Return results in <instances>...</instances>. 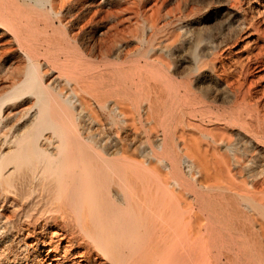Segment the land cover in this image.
Listing matches in <instances>:
<instances>
[{"label": "bare ground", "instance_id": "6f19581e", "mask_svg": "<svg viewBox=\"0 0 264 264\" xmlns=\"http://www.w3.org/2000/svg\"><path fill=\"white\" fill-rule=\"evenodd\" d=\"M50 1L0 0V57L24 62L22 77L0 94V125L10 105L28 102L33 109L0 151L2 206L18 208L27 200V212L40 204L61 215L41 231L37 224L22 228V251L32 250L34 264H264V108L242 55L230 49L242 36L235 30L199 34L191 58L173 52L164 39L161 60L152 58V48L140 55L144 60L129 61L121 49L111 60L105 41L123 32L127 27L118 26L126 21L105 29L94 23L87 44L75 30L62 40L53 21L39 26L28 3L43 7ZM52 9L59 14L54 3ZM207 22L205 29L220 26ZM158 24L144 17L139 40H148ZM54 71L55 82L70 85V92L61 82H48ZM100 117L118 133L145 134L141 158L124 139L114 149L98 140L92 126ZM58 218L62 227L51 229L60 225ZM7 253H0L1 264H12Z\"/></svg>", "mask_w": 264, "mask_h": 264}, {"label": "rangeland", "instance_id": "374dc122", "mask_svg": "<svg viewBox=\"0 0 264 264\" xmlns=\"http://www.w3.org/2000/svg\"><path fill=\"white\" fill-rule=\"evenodd\" d=\"M55 1L56 0H54V1L51 0L50 2H47L45 4V6H43V7H35L34 3H31V2H28V3H30L31 6H33L34 11L37 13V21H39V26L43 27L46 22L53 21L55 23V26L58 27V29L61 30V31L59 30V33L56 35V37H58V38H60L62 40L66 37L67 33H65V32L69 33L71 31V33H72L75 30L74 31L75 33L73 32V34H75V35L77 34L76 37L78 36V34H80L78 36L79 39L77 38L79 40V42L83 43V44H87L89 42L88 40H90L91 31L93 29L91 27H93L94 23H98V24L100 23L99 27L101 29H103V28L105 29L109 25L113 24L114 23L113 21H115V22L116 21H126V22H124L125 25H127V24L129 26L131 25L130 28L132 27V30L129 28L128 25L127 26L119 25L118 26L119 30H123V27H127V28L123 32H119L118 31L114 37L112 36L111 38H109V39H107L105 41V46L110 44L109 46L112 48V54L110 55L111 58H109L111 60H116L117 59V57H115V56H116V53L120 49L123 52H125L126 58L129 56L127 58V60H129V61L130 60L133 61V60H135L137 58H140V60H144L143 57L140 56V55L142 53L146 52L148 49H151V48L153 49L152 50V58L161 60L160 57L163 54V52H161L160 50H161V43L164 41V39L168 40V43L171 42L170 44L172 45L173 52H176L177 49H180V51H183L184 55L187 58H191V57H193V52H194V49L196 47L195 43H197V39H198L199 34H203L205 36L215 37V36L220 35V33H221L220 30H223L222 35L224 33L228 34V32H229V34H230V32L231 33L238 32L239 35L242 36V37H240L239 40L233 45V47H230V49L233 51L234 54L236 52H239L237 54H241L242 55V58H243V61H244V64H245V71L247 72V75H248L247 79L249 80V78L250 79L252 78L251 80L255 81L256 99L258 100V103L260 102V104H259L260 107L264 108V0H240L241 2L239 1L237 4H235L234 2H228L226 0L225 1L224 0H222V1L221 0H189V1L188 0H173V1L169 0V2H168V0H163V1L162 0H147V1L146 0H105V1L104 0H57V2H55ZM59 2H60V5H59ZM140 2H141V4H140ZM196 2H197V4H196ZM213 2H214V4H212ZM217 2H219V3H217ZM53 3L56 6L59 14H56L53 11V9H52V4ZM110 3L112 4V6H111ZM160 3H161V5H160ZM95 4H98V5H95ZM193 4L196 5L197 7L194 6ZM141 5L144 8H142ZM158 5H160V6H158ZM163 5H165V6H163ZM233 5H234V7H233ZM191 6H194V7L191 8ZM161 7H162V10H161ZM205 7H207V8H205ZM220 8H222V9H220ZM77 9H78V11H77ZM106 9H107V11H106ZM198 9H199V11H198ZM62 10L63 11L66 10L63 13L64 15L61 14L63 12ZM104 11H105V13H104ZM139 11L140 12L142 11L145 15H143L142 12H141L142 14L141 13L139 14L138 13ZM185 11H186V13H185ZM111 12H112V14H111ZM146 12H147V14H146ZM150 14H151V16H150ZM93 15H95V17ZM146 15H147V17H146ZM49 17H51V19H49ZM64 17H65V19H64ZM144 17L149 19V20H152V18H154L155 20L158 21V23H160V25L158 24L159 27L157 26V28L155 29L156 32L154 31V33L149 34L150 37H148V40L140 41L139 40V36L142 35ZM170 17H172V18H170ZM96 18H98V19H96ZM197 18H198V20H197ZM209 18H211V19H209ZM213 18H214V20H212ZM160 19H162V20H160ZM164 19H166L167 21L164 20ZM63 20H66V21H63ZM59 21H63L64 25H61ZM88 21H93V22L90 23ZM205 21L206 22L207 21H218V22H220V23H218V24H220V26H218V25L209 26L208 25L207 27L209 29L208 28L205 29L204 28L205 25H203L205 23ZM249 22H251V23H249ZM180 23H181V25H180ZM207 23H210V22H207ZM229 23H231V24H229ZM241 23L243 25L244 24L245 25L242 28H239V25H242ZM185 24H187V25L189 24L192 27L186 28V30L182 29L183 32H180L182 30L178 26H182V25H185ZM222 24H224V25H222ZM230 26H232V27H230ZM168 27H170V28H168ZM128 28H129V30H128ZM213 29H215V30H213ZM78 30L79 31L81 30V31L79 32ZM234 30H235V32H234ZM114 32H116V31L114 30ZM137 33L139 35H137ZM166 34H167V36H165ZM81 35H84V36H81ZM118 35H119V37H118ZM131 35H133V36H131ZM190 37H191V39H190ZM170 38H172V39H170ZM117 44H119V45H117ZM144 45H146V46H144ZM127 46H128V48H127ZM121 47H123V48H121ZM130 48H132L133 50L130 49ZM228 51H229V49L226 50V53H228ZM159 52H160V54H159ZM249 52H251V54H252L251 57L253 58V60L251 58L247 59V55L249 54ZM138 53H140V54H138ZM233 53H232L233 58L230 59L231 63H233L234 62L233 60H235V55ZM134 54H137V55L135 56ZM258 54H259V56H257ZM100 56H102V55H100ZM132 58H133V60H132ZM101 59L103 60L104 56L102 58L99 57V60H101ZM245 59H247V61H245ZM19 60H21V59L12 58V55H3V56L0 57V85H1L0 86L1 87L0 88L1 89L0 90V94L5 93L10 88V86H12L13 82H17V80H19L22 77L21 72H22V68L24 66V62L22 60L20 62ZM12 73L14 74V76H13ZM52 74H53V76L50 78V80L48 82H50V83L53 82L54 84L60 83L61 82L60 80L55 82V80L53 79L55 76H58V73H56L54 71ZM3 78H7L8 80L7 79L4 80ZM178 78H180V77H178ZM251 80H249V81L251 82ZM2 84H4V85H2ZM61 87L65 88V91L70 92V88H71L70 85H64L63 82H61ZM66 88H67V90H66ZM26 103H28V102H26ZM26 103H22V104L18 103L19 105L16 104V105H12V106L10 105V106L6 107L7 110L4 112V114L6 113L7 115L6 114L4 115V117L1 120L2 124L0 125V143H1L0 144V149H1L0 151L5 150L9 146L8 144H10L11 141L14 139V137L20 132L21 128H19V127H23L25 122L28 119V116L32 114L33 109L30 108V103H28V104H26ZM262 103H263V105H262ZM17 107H19V108H17ZM6 116H8V117H6ZM9 116H11V117H9ZM3 120H6V121L3 122ZM9 120H10L11 123L9 122ZM100 124H103V125H100ZM139 124L141 125V123L136 121V128L140 131V130L143 129V126L142 125L140 126ZM219 126L221 127L222 124H219ZM92 127H93L92 131L97 135V139L100 138V141H102V142L103 141L105 142L107 140L108 141L107 143L109 145H111V147L113 149L115 148L116 145L117 146L121 145V140L124 139L123 142L125 144H129L130 143L129 145L132 148V150H136L135 154L138 155L137 157L141 158V154L145 150V147L147 146V144H146L147 143L146 142V135L145 134H142V133L139 132V135H137V134H134V132L132 133V131L130 133L129 129L120 130L119 133H118L116 128H115V126L111 125L109 123V120L108 119L106 120L105 117H100V121L97 122L95 125L93 124ZM97 131H99V132H97ZM101 131H103V133L104 132L105 133L103 134ZM229 131L231 133L232 130L230 129ZM101 133H102V135H101ZM117 134H120L119 137L117 136ZM132 134H133V136H132ZM113 135L114 136L116 135V136L114 137ZM4 136L5 137L8 136V137L5 138ZM108 136H110V137H108ZM143 136H145V137H143ZM101 137L102 138L104 137V138L101 140ZM131 137L133 138V140H132ZM119 138H121L120 141H118ZM140 138H141V140H140ZM232 138H233V140L236 139L234 136H232ZM111 141H112V143L110 144ZM139 154H140V156H139ZM2 205H3V202H2V199L0 198V220H1L0 222L3 221L2 223H0V235H1L0 236V253H7L8 252L7 253L8 256L11 255L10 257H11V259L13 261L12 264H16V263L17 264H25V263L26 264H34L33 263V260H34L33 257L34 256L32 255V250H30L31 252L28 251V253L24 252V251H22V249L20 248V245H19V244H22V241H21L22 234H25V231H22V228L24 229L25 227L34 226L35 224H37L36 227H38L39 231H41L42 225H44V223L46 221L52 220L53 217L56 216L58 213L57 214L56 213H52L50 211H47L46 209L44 210L45 207L40 205V204L38 206L37 205L34 206L31 211L27 212V211H25V210H27V206L29 205V202L27 200H24V201L20 200V204H19L18 208L17 207L16 208H14V207L11 208L12 204L10 206V202H7V204H5L7 207L6 206H2ZM35 209H36V211H35ZM39 211H40V213H39ZM42 211H44V212H42ZM24 212H26V213H24ZM58 215L61 216L60 214H58ZM28 216L30 218H28ZM59 218H58L57 222H58V224L60 222V225H58V226L54 225V226L51 227V229L55 230L56 228L62 227V225H63L62 222L63 221H61L62 219L60 218L61 219L60 220ZM7 220H8V222H7ZM11 223H13V224H11ZM1 227H3V228H1ZM75 230L77 231L78 229L75 228ZM15 232H16V234H15ZM77 233H78V231H77ZM77 233H75V234H77ZM82 234L83 233H81L80 235H82ZM23 237H24V235H23ZM10 238H12V240ZM33 238H35V237H33ZM18 241H20V242H18ZM12 243H14L13 246L11 245ZM51 244L54 245V243H51ZM17 245H18V247L16 248ZM49 246H50V244L46 245V250L49 249ZM52 248H53V246H51L50 249H52ZM10 251H13V252H10ZM15 257H16V259H15ZM13 259H15V260H13ZM62 262H64V260H62ZM1 263H2V259L0 261V264ZM86 264H98V263H92L91 262V263H86ZM106 264H111V262L110 261H106Z\"/></svg>", "mask_w": 264, "mask_h": 264}]
</instances>
